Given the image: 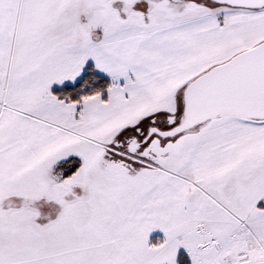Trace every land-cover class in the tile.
I'll return each mask as SVG.
<instances>
[{
    "label": "snow or ice",
    "instance_id": "6c2138e0",
    "mask_svg": "<svg viewBox=\"0 0 264 264\" xmlns=\"http://www.w3.org/2000/svg\"><path fill=\"white\" fill-rule=\"evenodd\" d=\"M0 264H264V0H0Z\"/></svg>",
    "mask_w": 264,
    "mask_h": 264
}]
</instances>
